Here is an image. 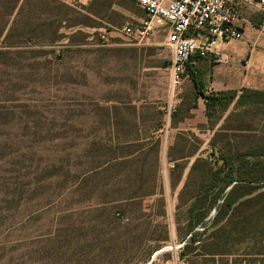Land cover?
<instances>
[{
    "label": "rangeland",
    "instance_id": "obj_1",
    "mask_svg": "<svg viewBox=\"0 0 264 264\" xmlns=\"http://www.w3.org/2000/svg\"><path fill=\"white\" fill-rule=\"evenodd\" d=\"M143 17L135 0H83L75 8L0 0V98L15 100L0 111V264H186L180 238L200 170L181 200L183 185L171 192L164 182V201L118 202L155 189L152 158L114 160L126 154L119 146L127 137L143 136L134 131L136 118L156 121L176 108L167 50L116 35ZM103 30L110 32L104 43ZM221 49L233 54L240 45ZM241 118L225 125L251 130L252 138L224 133L213 149L203 132L202 151L229 145L243 152L264 140V116ZM169 176L162 169V180ZM225 247L227 255L194 264H261L264 229Z\"/></svg>",
    "mask_w": 264,
    "mask_h": 264
},
{
    "label": "crops",
    "instance_id": "obj_2",
    "mask_svg": "<svg viewBox=\"0 0 264 264\" xmlns=\"http://www.w3.org/2000/svg\"><path fill=\"white\" fill-rule=\"evenodd\" d=\"M233 41L240 45V49L233 54L222 51L221 47L225 43L218 45L217 53L226 58L225 64L216 63L211 57H206L194 58L191 66L194 73L200 76L206 96L224 94L213 109L207 110L206 99L200 96L195 99L189 80L190 84L182 90L179 89L175 97L170 99L176 107L171 114L167 112L166 115L157 116L156 121L152 118L142 121V116H138L134 131L142 133L143 136L132 140L127 137L120 144L127 147L128 161L139 160L142 156L146 160L152 158L156 179L154 183L164 186L166 182L165 186L171 192L173 186H184L191 167L198 159H208L213 153L202 151L203 143L199 136L203 132L210 134L208 145L214 149L218 146L213 147V137L217 132L224 137V133H229L234 138L246 134L238 131L244 129L240 125L226 126L228 122L240 121L241 116H264V35L254 25L244 30L240 40ZM154 42L152 45L162 47V39ZM168 67L169 62L165 67L169 80ZM207 116L219 118L213 119L211 123ZM167 167L171 177L177 175L175 179L169 176L162 180V169ZM162 196L164 197V192Z\"/></svg>",
    "mask_w": 264,
    "mask_h": 264
},
{
    "label": "trees",
    "instance_id": "obj_3",
    "mask_svg": "<svg viewBox=\"0 0 264 264\" xmlns=\"http://www.w3.org/2000/svg\"><path fill=\"white\" fill-rule=\"evenodd\" d=\"M2 53L0 52V55ZM193 61L194 58L190 61L187 72H189L194 97L196 99L200 96L206 99L207 110L210 111L224 94L215 97L205 95L200 76L191 68ZM13 101L15 100L0 98V111L5 110V103H13ZM207 118L213 123L212 120L218 119L219 116H207ZM238 131L246 133L241 138L253 137L250 136L251 130L238 129ZM223 137L220 133H215L213 147L218 145ZM258 141V145L243 152L236 149L234 151L229 145L223 146L217 154L211 153L205 160L198 159L191 167L187 182L178 196L181 200L182 195L188 194L190 186L195 185L194 176L200 170V182L188 200L190 204L187 209V219L184 222L186 225L184 237L180 238L183 246L179 255L181 259H185L186 264H194L198 257L227 255L228 250L225 247L227 244L233 242L243 244L248 241L250 234L264 229V140ZM119 147L127 148L123 145ZM126 157L124 154L114 160L128 163ZM154 185L155 189L145 195L121 198L118 202L135 201L142 197H156L157 200L164 201L163 186L155 183ZM211 211L214 214L210 216ZM206 218H209L208 226L204 222ZM196 227L201 228V232L196 231ZM175 232L178 235V224H176ZM168 233L167 230L166 235ZM167 238L163 242L167 241ZM158 250L159 246L154 253ZM259 262L264 264V260Z\"/></svg>",
    "mask_w": 264,
    "mask_h": 264
},
{
    "label": "built area",
    "instance_id": "obj_4",
    "mask_svg": "<svg viewBox=\"0 0 264 264\" xmlns=\"http://www.w3.org/2000/svg\"><path fill=\"white\" fill-rule=\"evenodd\" d=\"M53 1L71 8L83 3V0ZM135 3L144 17L116 29V35L141 47L163 37L161 46L169 54L170 99L188 76L193 58L211 57L214 62L225 64L226 58L217 53L219 44L240 40L244 30L254 25L264 35V0H135ZM102 33L101 42H107L110 32Z\"/></svg>",
    "mask_w": 264,
    "mask_h": 264
}]
</instances>
